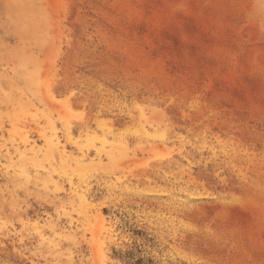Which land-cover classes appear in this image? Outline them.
Listing matches in <instances>:
<instances>
[{"label": "rangeland", "instance_id": "obj_1", "mask_svg": "<svg viewBox=\"0 0 264 264\" xmlns=\"http://www.w3.org/2000/svg\"><path fill=\"white\" fill-rule=\"evenodd\" d=\"M0 264H264V0H0Z\"/></svg>", "mask_w": 264, "mask_h": 264}]
</instances>
